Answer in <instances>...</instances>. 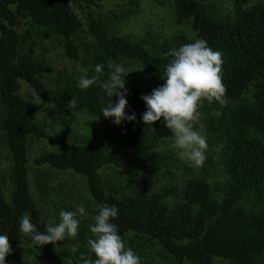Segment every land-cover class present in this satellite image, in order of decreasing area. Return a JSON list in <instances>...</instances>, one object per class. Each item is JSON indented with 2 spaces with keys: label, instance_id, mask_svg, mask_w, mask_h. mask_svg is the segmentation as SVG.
<instances>
[{
  "label": "trees",
  "instance_id": "1",
  "mask_svg": "<svg viewBox=\"0 0 264 264\" xmlns=\"http://www.w3.org/2000/svg\"><path fill=\"white\" fill-rule=\"evenodd\" d=\"M176 25H188L196 39H203L221 52L222 80L226 105L202 101L199 112L206 135L218 147L216 164L223 178L210 185L204 178H188L182 187L132 189L118 194L115 186L99 175L104 166L155 173L163 158L154 148L172 135L163 118L142 129L124 120L116 125L113 140L75 143L54 152H43L35 165L72 171L83 178L90 202L100 208L118 209L111 220L122 240L155 244L158 255L173 264L264 263V0L245 7L246 0H226L230 9L205 0H169ZM84 5V6H83ZM94 5L93 0H0V147L10 163L9 188L0 180V235H7L12 253L5 264H83L81 257L94 261L86 242L77 239L59 252L52 244L39 246L19 229L23 214L31 217L37 231L48 226L29 193L27 141L44 135L35 123V105L18 95L25 84L42 102L82 111L102 118V109L118 97H109L100 87L109 78V61H136L143 72L163 79L150 90L166 83V66L172 49L189 42L183 35L172 36L146 48L144 40H132L112 33L99 20L85 13L82 22L73 11ZM23 22L24 28L19 31ZM55 38L63 55L81 62L80 69H64L54 77L53 87L41 80L52 70L34 56L31 37ZM103 64L100 74L95 66ZM81 75H98L88 89L78 87ZM76 98V105L68 102ZM126 115L147 111L139 94L128 92ZM219 112V115L215 113ZM136 116V115H135ZM36 187L41 196L48 188L39 176ZM24 237L23 251L20 242ZM79 239V240H78ZM138 243V242H135ZM77 251L72 252L71 246Z\"/></svg>",
  "mask_w": 264,
  "mask_h": 264
},
{
  "label": "rangeland",
  "instance_id": "2",
  "mask_svg": "<svg viewBox=\"0 0 264 264\" xmlns=\"http://www.w3.org/2000/svg\"><path fill=\"white\" fill-rule=\"evenodd\" d=\"M205 1L218 5L224 12L230 9V4L226 0ZM258 1L260 0H246L245 7L252 6ZM93 2L94 5L86 8L77 9L73 6L72 9L78 19L84 22L85 13H89L112 33L136 41L144 40L146 48L176 35H183L189 43L196 40L188 25L174 23L169 0H93ZM23 28L24 25L21 22L19 31ZM31 40L34 56L42 59L52 70L51 73L41 76L46 87H53L55 75L62 70L80 69L82 60L72 61L66 58L61 45L55 38L40 39L32 36ZM116 63L123 65L129 73L125 78V87L128 92L140 96L148 95L154 85L163 80L145 74L136 61L121 59ZM18 95L26 102L35 105V123L44 133L40 138L30 137L27 141L26 160L30 196L47 224L53 225L60 222L61 210L76 211L77 207L83 204L85 215L77 217L80 221L78 229L84 231L80 233V239L87 243L89 238H94L90 232V225H94L93 217L98 214L84 189L83 178L69 170L60 171L46 165L37 166L34 160L43 152L58 151L75 143L113 140L116 128L114 118H94L82 111L69 112L60 106L42 102L23 83H20ZM143 113L145 112L142 110L135 111L138 126L147 130L148 125H145L142 120ZM201 126L200 116L199 122L194 124V130L206 136L208 145L206 159L202 166L196 167L186 158H181L180 150L172 147L174 137L171 136L159 141L154 148L163 158L157 172L104 166L99 170V175L105 183L114 185L118 194H126L132 189H141L143 185L147 190L169 186L180 188L188 178L198 176L204 178L210 185L217 181L222 182L223 178L216 164L219 147L210 140ZM9 167L7 155L0 147V180L5 193L9 188ZM39 176L45 180L48 188L45 196H41L36 187V179ZM74 239H77V236ZM72 241L73 238L66 236L63 241L52 246L59 252L66 249L65 247ZM123 241L126 248H131L141 258V264H173L171 260L163 259L158 255L159 250L155 244L142 243L144 240L132 241L130 236ZM23 245L24 237L22 236L21 253ZM215 264L231 263L218 259L215 260Z\"/></svg>",
  "mask_w": 264,
  "mask_h": 264
},
{
  "label": "clouds",
  "instance_id": "3",
  "mask_svg": "<svg viewBox=\"0 0 264 264\" xmlns=\"http://www.w3.org/2000/svg\"><path fill=\"white\" fill-rule=\"evenodd\" d=\"M166 55L173 57L166 66V81L162 86L153 90L150 95H142L141 99L147 106V111L142 114L145 125H152L164 119L166 127L171 130L174 137L172 147L180 150L181 158H186L194 166H202L206 159L208 148L207 138L201 132L194 130V124L200 120L199 108L202 101H216L226 105L224 99L226 88L222 80V53L214 51L203 39H196L192 43L184 44L179 49H172ZM110 70L109 79L100 84L109 97L116 96L118 101L113 105L112 100L107 107L102 109L104 118H114V123L120 125L122 121L136 120L135 113L125 114L128 104L125 87L126 77L129 75L123 65L114 61L107 64ZM103 64L95 66V72L100 74ZM82 73L86 72L81 68ZM97 76L89 78L81 75L78 87L88 89L96 84ZM77 101L72 97L67 107H75ZM219 115L220 113H215ZM202 127V126H201ZM85 215L83 204L76 211L61 210L60 222L48 224L44 232L37 231L29 214L22 215L19 229L29 236L31 241L39 246L61 242L65 237L75 238L80 225L78 216ZM118 215L115 206L103 205L98 215L93 217L95 223L90 225V232L94 238H89L87 244L95 255L94 261L83 256V264H141V258L131 249L126 248L124 241L118 233L116 224L110 221ZM77 246L72 245L71 251L76 252ZM12 249L7 235H0V264H5L6 256L11 255Z\"/></svg>",
  "mask_w": 264,
  "mask_h": 264
}]
</instances>
